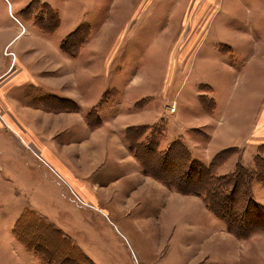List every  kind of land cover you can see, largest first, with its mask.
I'll return each instance as SVG.
<instances>
[{
  "label": "rangeland",
  "instance_id": "rangeland-1",
  "mask_svg": "<svg viewBox=\"0 0 264 264\" xmlns=\"http://www.w3.org/2000/svg\"><path fill=\"white\" fill-rule=\"evenodd\" d=\"M27 2L0 0V32L9 19L21 28L13 42L30 28L55 32L60 18L58 33L67 34L79 2L84 9L79 18H89L90 24L83 22L61 39L74 33L66 51L78 54L63 52L81 65L60 58L46 69L49 81L63 88L59 92L74 97L9 84L26 67L35 77L36 66L17 59L23 52L13 42L0 52V264H43L34 246L54 251L53 259L85 254L95 264H264V231L240 238L216 218L220 229L217 223H202L203 217L193 213L194 202H188L189 223L183 226L181 194H170L145 173L126 140L141 170L157 182L150 180L154 186L149 187L140 179L134 197L124 202L111 196L104 200L103 173L119 176L128 165L103 164L113 146L97 147L103 144L104 120L132 113L146 117L137 125H153L149 133L156 137L157 131L161 149L182 139L194 155L207 140L218 139L222 129H231L229 141L245 143L242 163L254 167L257 147L264 142V0H101V5L97 0H59L56 8L48 0ZM49 19L58 26H45ZM89 43L102 48L83 52ZM3 55L12 62H3ZM88 65L91 73L84 74ZM22 100L55 112L71 111L75 118L66 124L69 118L63 116V126L47 141L39 140L48 131L38 129L33 117H40L25 111ZM190 124L203 126L192 129ZM231 147L242 150L235 145L222 150ZM91 152L101 161L86 172L83 163L94 156L89 158ZM231 164L223 170H234ZM256 187L262 203L264 187L257 181ZM74 223L85 224L68 232Z\"/></svg>",
  "mask_w": 264,
  "mask_h": 264
},
{
  "label": "crops",
  "instance_id": "crops-1",
  "mask_svg": "<svg viewBox=\"0 0 264 264\" xmlns=\"http://www.w3.org/2000/svg\"><path fill=\"white\" fill-rule=\"evenodd\" d=\"M16 1H18V0H16ZM29 2H30V0H28V2L26 4H29ZM48 2L54 8L57 7L56 5H54V3L59 4V0L58 1L57 0H48ZM97 2H99L101 5L103 1L101 2V0H97ZM79 4H80V8H78L76 19L74 20V24H72L70 30H75L78 26L83 24V22H89V24H90L89 18H86V20L82 16H81V19L79 18L80 15L83 14V10H84L82 7L83 4H81L80 2H79ZM59 6H60V4H59ZM59 11L61 12V10H59ZM96 11H97V8H96ZM60 19H61V22H60V26H61L63 18H60ZM9 23H10V25L7 27V29L3 32H0V52L2 51V49L6 48L8 43L13 42L14 38L17 35H19L21 32V28H19L18 24L14 23L11 19H9ZM36 28L37 29L30 28V30L27 31L25 33V35L21 34L22 37L18 36L17 40L15 42H13L12 44H13V46L17 45L23 52L22 56L17 55V59L20 62H22V59L24 58L26 61L25 62L26 64L35 65L37 73L34 77L33 73L30 70H28V68H30V67H26V70L25 69L23 71L21 70L22 72H20L19 75L15 74L13 79H11L12 81L9 80V81H11V82H9V84H11V85L12 84H14V85H16V84L35 85L37 88H39V90H38L39 93L40 92L43 94H51L52 93V94H56L59 96L64 95L67 97H74V96H70L69 94H65V93L63 94V93L59 92V91H64L63 88L59 84H54V83L49 81V78L47 77L48 73L46 70L48 67H51L55 63H57L60 58H62V60H63L61 63H64V64H69L73 67L77 66V65L78 66L81 65L79 63V61H77V59L71 58L68 55H66L63 52V49L61 48V39L63 36L67 35L70 32V30H68L67 34L64 32V34L60 35L58 33V31H59L58 28L53 33L52 32L51 33L44 32L40 28H38V27H36ZM97 28L99 29V27H97ZM95 30H96V28H95ZM100 34H102V33H100ZM56 36H58V37H56ZM86 48L90 49L93 52H96L102 48V45L100 43H95V44L89 43V44H87L86 47H84L83 52L85 51ZM14 49L18 52V50L16 48H14ZM4 60H6V62H10V63L12 62V58L7 57L5 55H3V62H4ZM32 60H33V63H32ZM15 62H16V60H15ZM88 63H90V60L88 61ZM18 64L20 65L19 62H18ZM87 68L88 69L83 70L84 74L89 73V72L91 73L92 68H90L89 65L87 66ZM6 72H7V69L4 68V74ZM72 73H73L72 74V80L75 81L76 80V77L74 76L75 71L73 70ZM78 77L80 78V76H78ZM85 79H86V75H84L82 80H85ZM79 80H81V78ZM22 102L25 104V106L27 108V109H25V111L31 112V115L35 114L41 118V121H40V118L33 117L34 119H37L36 126L38 127V129H40L42 131H48V133L46 134V138L43 135V133H41V135H38V139L42 140V141L43 140L47 141L50 137V134L55 132L56 127H62L63 126V123H61V121H60L63 116L66 115L69 118V121L66 122V124H69L70 121H73L75 118V115H72L71 111L61 110L60 112H55V111H52L49 108H46L45 106H42L40 104H33L32 102H30L31 103L30 104L24 100H22ZM81 105H85V103L81 104ZM81 107H85V106H81ZM133 115L134 114H132V113H128V115L124 116L123 114L115 113L112 116L111 120H104L103 121V144H99L97 147L102 146V145H103V148H107L110 145L113 146L112 154H104L103 155V164L110 161V162H113L115 164L127 163V165H128L126 170L124 172H122V174L119 176L118 175L113 176L114 174H111V173L109 175H106L105 173H103L105 178L109 179V182H106L105 178L103 177V199L104 200L106 199L105 197L111 196L113 198L115 197L114 202H120V201L124 202L125 198L129 199V198H132V196L134 197V192L136 191V188H137V185H138V182L140 179L143 180L147 185H149V187H150V184L154 186V183L152 184V182L150 180H153L154 182L158 181V180L156 181V179L152 178L151 176L146 175L141 170L137 159L132 155L131 152H129V150H127V145L124 141L125 139H123L122 132H124V129L126 127H128L130 125H135L139 122L143 123L146 119V117H143V115H137V117H135L136 115H134V116ZM194 115L195 114H193V116ZM27 119L33 120L32 118H27ZM150 122H153V121H150ZM70 125H75V123L70 124ZM201 126H203V125H201V124H195V125L190 124L189 128H192V129H194L196 127L201 128ZM67 127H68V125H66L64 128L67 129ZM229 127L231 128V125ZM109 128H111V129L109 130ZM106 130H108V131H106ZM230 130L231 129H229V132H227V133H225L223 131V129H222V131L220 130L221 134L218 137V139H220V140L225 139L224 142H218V139L214 140V137H213V140L210 139V140L206 141L207 145H205L203 147L200 146L199 149L197 148L198 151H195L196 157H197V155L199 156L197 158H200L201 160H203L206 163H210L211 160L213 159V157L215 156V154L227 146H232V145L234 146L235 145V146H238L240 149L242 148L241 152H235L218 169L219 174L231 173L235 170L234 169V170L230 171V167L227 168V170H223L225 164H227L228 162L229 163L232 162L231 166L236 168L237 163H239V162L242 163V160H243L244 149H245L244 144L245 143H242L243 140H240L239 142H237V140H235V142L229 141L230 137H231L228 135V134H231ZM71 131L74 132L75 129L72 128ZM110 131H111V134L107 133ZM220 131H218V132H220ZM180 136H184V135H180ZM83 138H81V139H83ZM242 139H244V136L242 137ZM61 140H62V142H65L67 144V141H65L63 139V137H61ZM109 142L111 144H109ZM195 143H197V142H195ZM224 143H227V144H224ZM241 143H242V145H241ZM263 144H264V142L259 144L257 147L258 148L257 153L254 156V167H248V168L255 169V166H256V158L255 157L259 154L260 147ZM95 154H97V153L91 152L89 158H91L92 155H94V156L91 159H89L90 161L86 160L83 163V165L86 166V167H84V171L91 172V170H92L91 166L93 164H97L101 161L95 156ZM238 157H239V159H238ZM220 169L223 170L224 173H220L219 172ZM103 171H107V169L104 168ZM68 176L78 186H81V185L83 186L82 181L76 180V179L74 180V177L71 174H69ZM129 179L132 180L131 183L124 182L125 180H129ZM256 181L258 183H260L262 185V187H264L261 182H259L258 180H256ZM157 184L162 189L170 191L169 192L170 194L171 193L181 194L180 211L181 212L184 211V219H183L184 224H183V226L185 224L189 223V221H188L189 209L187 210V207L189 206L188 202H194V206H192L193 213H196V215L198 216V219H201V217H203L202 223H217L218 229L221 228L220 223L215 221V219H214L216 217L206 207V204H205L204 200L202 199V197H200L198 195H194V194H183V193L178 192L174 189H171L170 187L168 188V187L163 186V183H160V181H158ZM105 187H107V189ZM257 190H258V187H256V189H255V183H254L255 196H256ZM83 192L87 195L93 194V192H91L85 188H84ZM174 192H176V193H174ZM256 199H257V196H256ZM136 201L137 200L134 199V202H136ZM258 202H260V201L258 200ZM182 204L184 205V208H183ZM262 204H264V202H262ZM122 214L125 215V211ZM84 219H85V217H84ZM216 219L219 220L218 218H216ZM221 223H223V222H221ZM84 224L85 223H74L72 225V229H70L71 227L69 228V226H68V232H72L75 230L80 231V230H82L81 226L82 225L84 226ZM87 224H90V223H87ZM224 225H225V228H227L226 224H224ZM170 226H172L174 228L178 225L177 224H170ZM59 228H62V227H59ZM222 228H224V227H222ZM184 229H188V226L184 227ZM225 234L229 235L227 232H225ZM75 244H76V242H75ZM89 257L95 262V260L91 256H89Z\"/></svg>",
  "mask_w": 264,
  "mask_h": 264
},
{
  "label": "trees",
  "instance_id": "trees-1",
  "mask_svg": "<svg viewBox=\"0 0 264 264\" xmlns=\"http://www.w3.org/2000/svg\"><path fill=\"white\" fill-rule=\"evenodd\" d=\"M53 17L51 16V20ZM51 20L49 19L45 26L57 27L58 24L54 21L52 23ZM72 35L74 33H70L61 42L63 50L66 51ZM66 52L72 56L78 54L77 50ZM151 128L153 125L147 123L130 125L125 128L124 135L131 152L137 157L145 173L178 192L202 197L212 214L226 224L227 229L237 237L246 238L255 232L264 231V204L258 202L254 193L256 180L264 186V144L255 157V169L239 162L233 172L219 174L218 169L238 149L237 147L218 152L210 163H206L197 158L182 139L161 149L158 145V133L154 130V137ZM34 249L43 264H95L79 250L77 251L84 257L78 259L60 256V259H53L56 255L54 251L46 248L44 252L38 246H34Z\"/></svg>",
  "mask_w": 264,
  "mask_h": 264
},
{
  "label": "built area",
  "instance_id": "built-area-1",
  "mask_svg": "<svg viewBox=\"0 0 264 264\" xmlns=\"http://www.w3.org/2000/svg\"><path fill=\"white\" fill-rule=\"evenodd\" d=\"M171 110H175V106L173 105V106H171Z\"/></svg>",
  "mask_w": 264,
  "mask_h": 264
}]
</instances>
